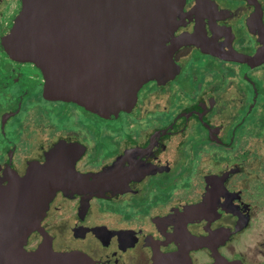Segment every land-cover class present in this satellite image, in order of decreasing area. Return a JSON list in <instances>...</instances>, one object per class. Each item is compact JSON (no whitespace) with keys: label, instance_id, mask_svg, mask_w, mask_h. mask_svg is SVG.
<instances>
[{"label":"flooded vegetation","instance_id":"obj_1","mask_svg":"<svg viewBox=\"0 0 264 264\" xmlns=\"http://www.w3.org/2000/svg\"><path fill=\"white\" fill-rule=\"evenodd\" d=\"M22 5L0 0V196L28 175L30 204L49 199L21 244L0 208V264L42 245L87 264H264V0H184L137 82L98 57L72 69L68 48L58 74L31 58L9 38Z\"/></svg>","mask_w":264,"mask_h":264},{"label":"water","instance_id":"obj_2","mask_svg":"<svg viewBox=\"0 0 264 264\" xmlns=\"http://www.w3.org/2000/svg\"><path fill=\"white\" fill-rule=\"evenodd\" d=\"M184 0H23L10 39L30 40V57L60 71L65 48L73 68L93 62L114 65L116 77L145 80L144 73L155 70L154 55L176 25ZM81 50H84L83 52ZM71 51V52H70ZM82 55V57H80ZM114 55V59H112ZM83 56L85 58H83ZM99 67V71H101ZM49 71V69H48ZM57 77V76H56ZM121 79V78H120ZM46 193V191H45ZM37 191L30 189V177L15 179L6 187L0 208L12 210L10 223L20 244L25 241L47 204H30ZM33 208V209H32ZM30 209L35 211L34 219ZM0 222H2L0 220ZM45 254V257H43ZM38 257L41 259L39 260ZM30 264H87L79 255L55 254L43 245L30 254ZM155 264H189L185 256L165 257ZM218 264H226L219 262Z\"/></svg>","mask_w":264,"mask_h":264}]
</instances>
